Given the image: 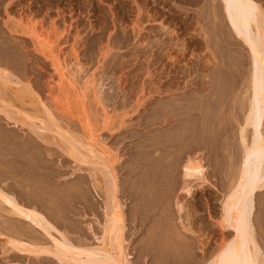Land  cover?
<instances>
[{"label":"rangeland","instance_id":"1","mask_svg":"<svg viewBox=\"0 0 264 264\" xmlns=\"http://www.w3.org/2000/svg\"><path fill=\"white\" fill-rule=\"evenodd\" d=\"M254 1L264 14V0ZM252 66L224 0H0V189L51 224L47 232L1 205L0 264H66L50 253L66 234L76 246L99 244L102 157L118 179L131 264H211L234 233L220 221L242 156ZM189 156L206 167L190 193ZM255 205L264 257V186ZM19 239L28 249L10 244Z\"/></svg>","mask_w":264,"mask_h":264},{"label":"bare ground","instance_id":"2","mask_svg":"<svg viewBox=\"0 0 264 264\" xmlns=\"http://www.w3.org/2000/svg\"><path fill=\"white\" fill-rule=\"evenodd\" d=\"M256 3L257 2H255L254 0H224V5H225V8L227 10L228 17L230 19L232 26L234 27L236 33L242 38V40L247 44V46L249 48V53L251 56L253 68H252L251 83H250L251 84L250 87H252L251 88L252 91L250 92V97H249L250 103L248 102L249 105H248L247 115L243 121V125L241 124L242 129L240 128L241 129V132H240L241 143L240 144L242 147L241 148L242 149V152H241L242 156L240 157L241 160L239 162L240 163L239 169L237 170L238 173H236L237 176L235 179L233 178L234 180L231 182L229 191L225 195L224 203H223L222 219L220 221L222 224V227L234 228V233H233L232 237L229 238V240L225 238V239H222L221 243L219 242L220 245H218L219 243L217 244L219 246L218 248L216 247L217 252L211 258L213 264H264V257H263V253H262L263 251H262V248H261L260 243L258 242V239L256 236V229L254 226L255 220L253 221L254 217H252L253 216L252 214H253L255 206H256L255 205L256 193H257L259 188L264 186V125H263L264 124L263 123V121H264V20H263L264 16L263 15L264 14L262 12V9L260 11V9ZM34 25H36V24H34ZM35 31H36V29H35ZM35 31H33V33ZM40 33H43V31ZM45 35L47 36V34H45ZM33 38H35V37H33ZM36 39L39 43H41L42 45H45L46 47H48V45L50 44V43L48 44V42L46 43L45 39L41 38L40 35L38 37H36L35 40ZM80 69L81 68L79 67V70ZM75 72L73 73V71H72L73 74L70 73L71 74L70 78L74 83H77L78 81L76 80L77 78H75V74H76ZM79 76H80V74H79ZM89 82H90L89 79L88 80L86 79V81H85V88L86 89L89 87L88 86ZM86 89H85V91H86ZM83 94H85V93H83ZM42 124H44V123H42ZM240 129H239V131H240ZM66 137L67 136L65 134L63 136V140L66 143L64 145V146H66L65 149L68 151L69 150L71 151L73 149V146L75 143L72 140H70L72 137H67V138ZM165 138H167V137H165ZM75 146H76V144H75ZM76 147H74V148H76ZM93 151L95 152V149ZM90 152H92V151H90ZM80 153H81V150H80ZM89 155L91 156V153ZM85 156H86V154H85ZM103 156L105 157V153ZM104 159H106V158H104ZM104 159L102 157V159H100V161L98 162V167H100L102 169L106 168L105 170H102V174L106 175V178H109V180L107 179V181H105L106 178H103V179H105L104 180L105 185L108 182L107 184L109 185V187L106 191L107 195L105 194V196H107L105 206H104L105 213H106V220H105L104 227L102 229L103 230L102 236L100 237L99 244H97L94 247H86V246L82 247L79 245L76 246V245H74V243H72L70 241L69 238L68 239L66 238L67 234L64 235L63 241H58L57 239L54 238V240H53L55 243L53 245L54 249L52 248V251L51 252L49 251V252L52 253L54 251L55 256H57L61 262H65L66 264L67 263L72 264L74 262L80 263V264H131V260L129 259L128 253H126L125 246H124V243H125L124 239L125 238H123V236H124V229H125V223H124L125 218L123 217L124 215L122 214L123 213L122 212L123 209L121 208L122 205L118 202V197L116 194V192H117L116 189L118 187L117 186V180L118 179L115 180L117 177L114 173L115 171L113 172L112 171L113 169L109 170L110 166L112 167L113 165L110 164L109 162L106 163V161ZM141 160H143V159H141ZM171 164L172 163H170V166H172ZM144 166H145V164H144ZM107 170H109L110 172ZM182 170H184L183 171V177L185 178V187H183V188H185L188 193L191 192L192 183L196 179H201V180L206 181V176H205L206 167L204 166L201 158L199 159L198 157L189 156L188 159L186 160L185 164L183 165ZM106 171L108 173H106ZM111 171H112V173H111ZM107 174H110V175H107ZM139 174H141V173H139ZM172 175H174V174H172ZM105 188H106V186H105ZM1 189H0V206L1 205L2 206L8 205L9 206L8 209L12 213V215H17V216L19 215L20 217L31 222L32 224H35V225L40 226V227H44L48 232L47 228L49 226H51V224H49V221L41 212H39L35 209H30L29 207L26 208V206L20 204L17 201L18 199L16 200V198L14 196L5 192L6 190H1ZM138 196H140V195H138ZM38 197H39V195H38ZM140 198H141V196H140ZM50 199H51V197H50ZM178 200H180V199H178ZM177 204H178L177 207L179 209V212L180 211L182 212V209L185 206L180 201L177 202ZM183 217H185V216H183ZM192 218L190 217V220ZM188 225L190 226L191 222ZM193 225L195 226V224H193ZM219 225H220V223H219ZM191 227L194 228L193 226H191ZM191 227H189V228L191 229ZM189 228H188V230H189ZM50 229H52V228L50 227ZM49 231H51V230H49ZM198 231H200V230L198 229ZM193 232H195V229ZM202 234H204V233H202ZM14 238H13V240H14ZM206 238H208V237H206ZM207 240H209V238ZM30 243H28V242L25 243L24 240L21 241L19 239V241L18 240L12 241L10 244H13L14 245V246L12 245L13 247H17L20 250L21 249L23 250V248H27V246ZM204 243H205V241H204ZM8 244H9V242H8ZM31 247H33V246H31ZM29 249L31 252V250L33 251L34 248L33 249L29 248ZM34 251H36V250L34 249ZM39 251H41V249ZM42 251H44V249ZM45 251L47 252V250H45ZM37 254H38V252H37Z\"/></svg>","mask_w":264,"mask_h":264}]
</instances>
